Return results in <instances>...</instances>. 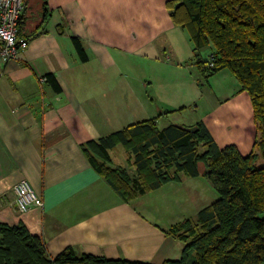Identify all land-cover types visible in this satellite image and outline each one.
Returning a JSON list of instances; mask_svg holds the SVG:
<instances>
[{"label": "crops", "instance_id": "1", "mask_svg": "<svg viewBox=\"0 0 264 264\" xmlns=\"http://www.w3.org/2000/svg\"><path fill=\"white\" fill-rule=\"evenodd\" d=\"M168 1L47 0L49 14L39 27L38 18L30 22L27 46L15 58H0V222L24 223L43 240L50 258L71 246L77 254L152 264L177 259L183 242L165 230L186 219L187 212L196 217L215 198L206 177L180 173L179 179L124 201L84 150L90 141L127 124L162 119L149 107L162 95L152 93L150 82L141 78L127 80V56L135 65L142 57L156 64L171 58L169 70L181 85L174 94L163 79L161 90L170 89L176 102L190 97L189 75H202L196 60L205 58L198 52L195 56L193 43L191 55L188 42H177L184 35L170 16ZM72 35L80 38L86 59L76 51ZM212 50L211 46L209 55ZM232 77V92L218 94L202 87L197 103L204 109L189 123H176L201 121L219 147L234 144L247 154L259 132L251 98ZM203 97L207 103L200 100ZM22 178L41 197L42 206L25 212L15 208L13 186ZM160 201L178 220L167 219Z\"/></svg>", "mask_w": 264, "mask_h": 264}, {"label": "trees", "instance_id": "2", "mask_svg": "<svg viewBox=\"0 0 264 264\" xmlns=\"http://www.w3.org/2000/svg\"><path fill=\"white\" fill-rule=\"evenodd\" d=\"M38 6V7H37ZM173 22L189 32L195 56L211 44L209 58L196 64L206 79L223 68L252 101L259 132L247 154L234 144L219 147L205 125L169 123L158 128L143 119L90 141L84 148L94 169L124 201L179 179L203 175L218 193L194 219L170 225L165 233L183 242L180 257L161 264H264V0H169ZM49 14L47 0H24L18 35L28 40V26ZM81 59L80 38L71 36ZM208 56V57H209ZM46 74L55 89L56 81ZM122 144L130 153L126 166L109 164V149ZM262 160L261 163L258 161ZM0 264H152L142 260L77 254L67 246L50 258L41 238L24 223L0 222Z\"/></svg>", "mask_w": 264, "mask_h": 264}, {"label": "rangeland", "instance_id": "3", "mask_svg": "<svg viewBox=\"0 0 264 264\" xmlns=\"http://www.w3.org/2000/svg\"><path fill=\"white\" fill-rule=\"evenodd\" d=\"M179 30L184 35V38L177 39V42L180 45H182L183 40L186 43L188 42L187 44H188L189 50H191V55H192V40L190 38L188 30L183 27H179ZM210 47H211V44H208L200 48L198 50L199 55L202 58L207 59L209 56L208 53H209ZM125 59H126L125 60V67H126L125 75L127 77V80H133V79L138 80L141 78L143 80V83L147 84L148 82H150L149 87L152 93L153 91H156L162 95L161 101L159 99H156L149 106L152 108V111H154L155 113H161L162 115V119L158 120L155 123L158 128L165 125V123H169V122L176 123L177 121H180V120L187 121V123H189L188 121H191L192 118H194L196 115H199V111L204 108L202 107L203 103L201 106V104H198L197 101L200 98L199 95H202L204 91L208 90L207 89L208 86L212 91L218 92V94H223L224 92L230 93L234 90L233 85H232L233 82L231 81L230 76L231 78L233 77L231 74L229 75L228 69H225L224 71L219 72L217 75L211 78V80H208V81L202 75L195 77L191 74L189 76H190V80L192 83V87H191L192 91L190 90V88H188L189 93H191L190 97L178 98V101L176 102V98L172 97V93L170 92V89L168 90L169 92H165L161 90L162 89L161 80L163 79L164 80L166 79L168 86L173 87V90L171 91H173L174 94H176L177 87L181 85V82L178 79H176L178 75L176 73H173L171 70H169V67L172 66L169 64H171V61H173L171 60V58H165L164 62L160 61V63L156 64L153 62L146 61L145 57H142V62L138 65H135L133 63L132 60L134 58L130 55L127 56V58ZM188 59L189 58H187L186 61H188ZM151 65H156L159 67L154 66L151 68ZM192 80H195V82H192ZM149 87L144 89V91H149ZM202 87H204V91L201 90ZM193 95H196V97H194ZM170 97L173 98V100H171L172 101L171 103L169 99ZM147 98H148V101H150L149 97ZM200 100H203V102L205 103L208 102V99L206 97H203ZM194 104L198 105L197 109L194 108ZM128 154L130 153L124 149V146L122 144H117L115 147L110 149V155H111L110 164L126 166L128 170L130 171V173H132L134 168L132 166L127 165V162H126ZM258 162H260V160ZM213 190H214L213 197H215L214 198L215 200L218 197V193L216 192L215 189ZM198 203H200V201H198ZM158 204L160 206V210H162L163 213L166 214L167 219H170L172 221L178 220L177 216H174L173 214L169 216V208L165 207L164 209V205L162 201L158 202ZM187 213L188 214H185V215H188L186 216L187 218L189 219L195 218L194 216L193 218H191V216H189V212Z\"/></svg>", "mask_w": 264, "mask_h": 264}, {"label": "built area", "instance_id": "4", "mask_svg": "<svg viewBox=\"0 0 264 264\" xmlns=\"http://www.w3.org/2000/svg\"><path fill=\"white\" fill-rule=\"evenodd\" d=\"M23 8L24 0H0V58L2 60L15 58L18 51L27 46L28 40L18 35V21ZM208 58L209 65H212V56ZM13 191L14 206L19 212L42 206L41 197L26 179L18 180L13 186Z\"/></svg>", "mask_w": 264, "mask_h": 264}]
</instances>
